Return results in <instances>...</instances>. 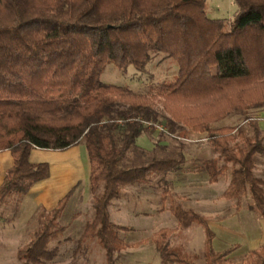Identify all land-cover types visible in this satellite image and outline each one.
<instances>
[{
  "label": "trees",
  "instance_id": "1",
  "mask_svg": "<svg viewBox=\"0 0 264 264\" xmlns=\"http://www.w3.org/2000/svg\"><path fill=\"white\" fill-rule=\"evenodd\" d=\"M230 20L209 19L206 0H0V151L12 165L0 185V205L11 194L24 196L47 178L46 163L32 164L33 148L64 150L81 144L89 162L92 215L84 224L75 253L95 240L105 264L128 245L119 238L130 229L109 218L110 203L123 188L145 184L160 175L162 202L169 193L164 177L183 157L151 156L145 164L120 168L126 152L138 151L140 135L176 134L182 129L208 134L215 157L204 160L208 182L229 176L222 193L264 218V181L255 173L264 155V137L255 122L251 133L241 126L212 129L227 115L264 110V0H233ZM161 53L177 66L174 80L148 93L106 84V64L125 72H144L151 55ZM143 156V155H141ZM74 188L46 212L30 240L17 250L25 264H47L56 254L50 242L65 228L58 223ZM239 207V206H238ZM178 228L204 230L205 264H229V250L211 248L212 233L203 216L171 199L167 208ZM177 229L154 233L161 264H196L171 246ZM242 264H264V245L242 257Z\"/></svg>",
  "mask_w": 264,
  "mask_h": 264
},
{
  "label": "rangeland",
  "instance_id": "2",
  "mask_svg": "<svg viewBox=\"0 0 264 264\" xmlns=\"http://www.w3.org/2000/svg\"><path fill=\"white\" fill-rule=\"evenodd\" d=\"M235 11L236 5L233 0H206L205 13L209 19L230 20ZM176 74L177 66L175 62L161 53H155L151 55L150 62L146 66L144 72H138L132 66L127 67L126 71L122 72L116 69L112 64H106L101 74V81L106 84L126 86L134 92L148 93L150 89L157 88L162 82L168 83L174 80ZM252 121L255 122L258 127L264 125L263 110L248 109L246 111L231 113L223 119L214 122L211 125V128L218 129L222 127L241 126L250 134L251 128L248 123ZM188 132L194 131L182 129L176 134H179L180 136H188ZM194 133H202V136L206 137V140L202 142V144L204 143V146L199 145L200 142L197 144L194 143V145L190 146V149L193 151L196 150V152H199L198 150L203 151L205 155L207 147L209 146L211 148L207 141L208 134L205 132ZM261 136H264L262 132ZM151 138L152 136L149 137L143 134L137 137L136 142L140 148L149 150L152 145ZM77 148L82 149L85 153L83 160L84 167L87 168L88 176L89 162L85 149L83 146ZM40 152L43 154L41 160L50 164L52 170V183L48 185L45 190L52 194L57 200L60 196H62L65 188L61 187V182L58 183V188H56L57 178L61 181L62 177H67L68 172H71L72 175L68 184H71L73 180L77 181L78 179H82V174L77 169V159H75L72 149L64 152L52 150H40ZM203 152L200 154L203 155ZM138 154L139 152L133 153L131 150L127 151L125 157L119 163V167L130 168L145 164L151 159V155L140 156ZM263 159L264 158H260V155L256 156L255 175L264 181ZM2 173L3 171L0 170V174ZM228 179V175L221 176L217 187L222 190L225 181ZM160 180V175L153 174L149 177L148 182L145 184L127 186L123 188L120 197L125 200V207L129 210L133 207L134 210H143L145 207V211H148L146 210V208L149 207L147 204L148 202L150 204L154 203L156 209H158L160 205H168L171 199L176 200L178 193L171 189L166 196L165 202L162 204L159 203L161 192V189L159 188ZM52 184L54 187H52ZM68 184H65L64 186H67ZM85 185L89 187L88 178H85ZM179 194H181V192H179ZM36 198L37 196L35 197V195L29 196L25 200L29 204L23 208V196L11 194L6 199L4 204L0 205V264H25L22 260L17 258V250L30 240L32 233L44 221V217L47 212L42 208H36L31 211L37 202ZM141 200L148 202L139 204V201ZM178 203L182 206V208H186L183 203ZM250 203L251 200L248 194H246L239 202L236 200H231L226 203L221 202V206H224V211L228 213L229 210L234 207L239 206L245 208ZM91 205V192L83 194L80 182H78L75 185L72 194L68 198L60 218L58 219L59 225L63 226L65 230L59 237L50 242L49 249H56V254L47 264H105L103 251L95 240L88 241L85 244L86 250L82 253H75L77 240L82 233L84 224L92 215ZM119 205L121 204H119V202H115L114 200L111 202L110 206L112 217H115L114 214L117 211L116 207ZM164 214L168 215L169 220L167 219V216H164ZM124 222L126 225L131 227L138 226V223H141L142 225L146 223V225L144 226L145 228L141 230L130 229L127 232L119 233V238L124 243L128 245L138 243V245L127 247L117 253H114L113 258L115 264H161L153 242L155 237L154 233L161 228H172L174 223L177 224V220L171 216L168 211H164L161 215L155 214L154 217H152L151 226L149 221L144 222L143 220L136 219L132 216H127L124 219ZM203 239L204 236L201 227L196 224H192L186 229H179V232L168 238V242L171 246L188 256H195L196 264H203ZM241 260L242 259L232 260L229 264H242Z\"/></svg>",
  "mask_w": 264,
  "mask_h": 264
},
{
  "label": "crops",
  "instance_id": "3",
  "mask_svg": "<svg viewBox=\"0 0 264 264\" xmlns=\"http://www.w3.org/2000/svg\"><path fill=\"white\" fill-rule=\"evenodd\" d=\"M259 129L264 135V125L259 126ZM202 135H203L202 133L188 132V136L187 135L180 136L179 134L171 135L166 133L163 134V136H161L160 134H158L157 131H155L151 138L152 139L151 148L149 150L140 148L136 142L137 140L136 139L135 145L137 146L138 151H133V153L139 152L138 155L140 156L151 155L153 157H158V158H172V157L182 156L183 162L178 166V168L175 171L168 173L164 177V179L165 180L167 179L170 185L169 190L173 189L174 192L178 193L177 194L178 197H176V200L180 203H183V205L186 207L183 209L193 210L194 212L205 218L207 227L212 233L211 248L214 252L221 253L229 250V254L226 257L227 259H229L230 261L242 259V257L246 255L249 251L257 249L258 247L264 245V218L248 210L247 207L243 208L237 206L229 210L228 213L224 211L223 209L224 206H221L222 205L221 202L226 203L231 201L222 197V193L225 190L229 179L225 181L222 190L219 189V187H217L220 178L218 179L217 182L209 183L207 175L203 170V162L204 160H208L215 157V154L212 153L211 148L209 146L207 147V150H205L206 153L205 155L203 151L198 150L199 152H196V150L193 151L190 149V146L194 145V143L197 144L200 142L199 145L204 146V143L202 144V142L206 140V137ZM80 146L83 145L81 144L74 145L64 150H52V151L64 152L72 149L73 155L75 156V159H77L76 161L77 169L82 174V179H78L77 181L73 180L71 184H68V181L70 180L72 175L71 172H68L67 177H62L61 181H59L58 178L56 179V184H57L56 188H58L59 182H61V187H65L62 196H60L57 200L56 198L53 197L52 194H50L45 190L46 187H48V185H50L53 180L50 164H48L46 161L41 160L43 154L40 152V150H46V149L33 148L31 150L29 154V162L32 164L46 163L48 166L49 174L47 178L42 179L36 182L35 184H33L28 190V192L23 196V203H22L23 208H25V206L29 204L25 200L29 196L35 195V197L37 196L36 198L37 202L35 206H33V208L31 209V211L36 208H42L45 211H49L56 205L58 200L61 199L65 194H67L71 189H73L78 182H80L83 194L90 192V184L89 187L85 185V178L89 177V170L87 176V168L84 167V160H83L85 153L83 152L82 149L77 148ZM201 152H203V155L200 154ZM260 158H264V155H260ZM11 165H12V158L9 151H0V170L3 171L4 173V174L3 173L0 174L1 175L0 185L3 181L6 171L11 167ZM255 172L256 169H254V173ZM88 182H89V178H88ZM65 184L68 185L64 186ZM137 185H142V184H137ZM52 187H54L53 184ZM179 192H181V194H179ZM159 199H160L159 203L162 204L163 202L161 200V197ZM114 201L119 202V204L121 205L116 207L117 211L114 214L115 217H112L111 206L109 205L108 208L109 218L110 220L113 221L111 222L115 225L127 227L129 229L141 230L145 228L144 226L146 225V223H144L143 225L141 223H138V226H133V227L128 226L124 222V219L127 216H132L136 219L143 220L144 222L149 221V224L151 226L152 217H154L155 214L161 215L162 213H164V211H168L166 209L168 205H160V207L156 209L154 203L150 204L148 201L145 202L143 200L139 201V204H144V202L145 203L148 202L147 204L149 207L146 208V210L148 211H145V207L143 208L144 210L143 211L139 209L138 206L137 208L139 210L136 209L134 210L133 207L131 211L127 207H125L126 202L121 197L115 199ZM164 216H167V219L169 220L167 214H164ZM169 229H177L174 232L175 234L179 232V229L181 228H178V224L174 223L172 228ZM182 229H186V228H182ZM201 229L204 236L203 240H205L204 230L202 227ZM203 254H204V244H203ZM203 264H205V262Z\"/></svg>",
  "mask_w": 264,
  "mask_h": 264
},
{
  "label": "built area",
  "instance_id": "4",
  "mask_svg": "<svg viewBox=\"0 0 264 264\" xmlns=\"http://www.w3.org/2000/svg\"><path fill=\"white\" fill-rule=\"evenodd\" d=\"M146 126H153L154 127V129L157 131V132H159V131H162L163 130V128L160 126V125H152L151 123H144Z\"/></svg>",
  "mask_w": 264,
  "mask_h": 264
}]
</instances>
